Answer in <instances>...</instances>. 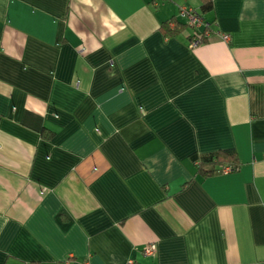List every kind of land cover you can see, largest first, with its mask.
<instances>
[{
    "label": "crops",
    "instance_id": "crops-1",
    "mask_svg": "<svg viewBox=\"0 0 264 264\" xmlns=\"http://www.w3.org/2000/svg\"><path fill=\"white\" fill-rule=\"evenodd\" d=\"M212 3L0 0V264H264V0Z\"/></svg>",
    "mask_w": 264,
    "mask_h": 264
},
{
    "label": "trees",
    "instance_id": "trees-1",
    "mask_svg": "<svg viewBox=\"0 0 264 264\" xmlns=\"http://www.w3.org/2000/svg\"><path fill=\"white\" fill-rule=\"evenodd\" d=\"M200 2L201 4L199 12L203 15L204 18H206L205 15L211 12L213 9L212 0H200ZM169 21H173L175 23L174 28L169 27ZM209 22L212 23L213 21ZM184 26H187L186 22H182L176 17H172L170 20L163 22L160 29L164 35H172L179 32V30H181ZM192 37L193 35L190 36V39ZM205 41L206 39L203 40V42ZM191 159L196 164V173L202 177L223 173L224 169L227 166H233L235 170H237L240 164L237 158L236 151L234 149H222L200 155L193 154L191 155Z\"/></svg>",
    "mask_w": 264,
    "mask_h": 264
},
{
    "label": "built area",
    "instance_id": "built-area-1",
    "mask_svg": "<svg viewBox=\"0 0 264 264\" xmlns=\"http://www.w3.org/2000/svg\"><path fill=\"white\" fill-rule=\"evenodd\" d=\"M166 1V0H162ZM157 2V1H156ZM155 2V3H156ZM180 19L184 20L186 24L193 29V37L190 39L189 47L194 48L198 45H200L204 39H208L213 32L217 36H219L222 40L228 41L229 40V34L224 33L221 31H213L211 29V23L203 17V15L199 12V10L189 7L184 4L178 5V15ZM169 27L174 26L173 21H169L168 23ZM224 171L232 172L235 171V168L233 166H227ZM155 252V245L152 243L147 244L143 248V254L145 255H153ZM131 263V261H129Z\"/></svg>",
    "mask_w": 264,
    "mask_h": 264
}]
</instances>
